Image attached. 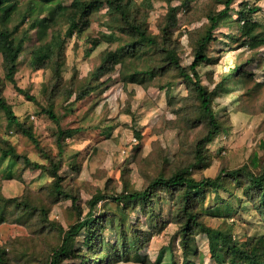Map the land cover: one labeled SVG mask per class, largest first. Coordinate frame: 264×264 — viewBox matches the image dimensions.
<instances>
[{"label":"rangeland","instance_id":"obj_1","mask_svg":"<svg viewBox=\"0 0 264 264\" xmlns=\"http://www.w3.org/2000/svg\"><path fill=\"white\" fill-rule=\"evenodd\" d=\"M74 1L86 0H61L67 9L60 15L55 27L56 33L66 39L63 79L58 86L54 87L56 79L53 77V62H47L46 66L39 69L31 64L33 47L40 42L37 40V29L32 28L31 24L37 18L49 16L59 0L52 3H44L42 0H18L17 8L9 22L10 28L19 26L17 39L31 35L17 60L15 78L17 85L35 99H28L5 77L6 69L1 55L0 79L5 81V97L17 114L34 124V130L43 145L57 150V123L43 112V107H47L52 100L62 127L77 129L73 136L67 139L63 151L66 164L61 173L66 176L64 182L74 181L75 185L79 186L82 196L79 202L84 206L86 213L89 210L87 200L97 188L104 192H120L126 177L134 188L145 186L147 175L155 171L151 162L162 148L168 154L170 162L178 158L182 145L179 111L189 88L176 70L160 69L168 61L164 51L166 48H163V35L168 33L169 39L176 45L181 62L188 66L193 58L196 40L209 23L208 12L220 10L224 3L219 0H132L131 16L128 18H139L149 34L155 36L159 43L137 44L136 52L129 49L125 57H120L115 63L113 70L100 75V78L92 83L96 84V89L79 97V92L92 80L106 54L121 49L138 36L133 31L122 29L128 25L122 21L120 13H111L107 3L101 9L93 11L90 26L82 35L73 33L71 37L67 36L69 17L76 10H80L79 7L73 6ZM239 1L241 0H238L235 6ZM126 2L127 0H124V3ZM251 2L261 7L254 16V19L262 23L257 30L259 44L243 46L240 43H232L228 36L236 34L239 25L236 20L230 21L217 29L218 39L207 51L209 60L199 67L204 82L210 88L217 86L218 94L214 107L221 114H229L231 129L228 134H220L208 143L212 161L208 167L195 170L196 176H215L223 166L236 168L247 163L254 167V158L264 156V0ZM173 8L175 20L170 19V10ZM233 17L236 18V15L233 14ZM169 20L172 25L168 27ZM93 39H99L97 45L91 42ZM33 43L35 44L32 45ZM239 65L241 68L232 73ZM146 69H154L156 75L145 84L127 81L133 72ZM224 82V86L219 85ZM15 128L0 109V147L4 144L3 139L8 138L19 152L44 162L45 159L34 142ZM136 131H139L141 138L137 136ZM196 131L190 132L187 143L194 138ZM1 158L0 149L1 194L18 195L24 191L25 186L37 190L51 180L41 169L24 168L22 163H16L14 166L10 158ZM70 163H80L79 171L73 170ZM10 170L14 175L7 178ZM222 194L228 195L224 191ZM233 201L239 206V212L234 217L225 220L223 217L208 216V223L231 230L234 237L240 241L264 231L258 214L254 213L251 203L245 197L242 201L238 202L236 198H233ZM101 203L99 202V207ZM169 205L165 211L166 216ZM76 217L77 213L70 199L58 202L51 211V218L59 220L66 227L75 221ZM25 235L36 239L37 246L57 240L51 234L37 239L21 224L0 223V244L15 236ZM181 238L178 225L169 222L164 231L150 239L148 247L144 248L141 254L143 258L148 257V264H171L173 260L181 262L184 255ZM195 238L198 252L193 258L196 264H218L211 256L206 234L199 233ZM30 245L35 244L30 242ZM18 264L38 262L19 261ZM118 264L142 263L120 261Z\"/></svg>","mask_w":264,"mask_h":264},{"label":"trees","instance_id":"obj_2","mask_svg":"<svg viewBox=\"0 0 264 264\" xmlns=\"http://www.w3.org/2000/svg\"><path fill=\"white\" fill-rule=\"evenodd\" d=\"M42 1L52 3L57 0ZM219 1L223 2L224 6L220 10L208 12L209 23L196 40L193 58L188 66L181 62L176 45L169 39L168 33L163 35V48H166L164 51L167 53L168 61L160 69L176 70L189 88L179 111L182 145L178 158L170 162L168 154L162 148L151 162L155 171L147 175L145 186L134 188L126 177L120 192H104L97 188L87 200L89 210L86 213L84 206L79 202L82 198L79 186H76L74 181L64 182L66 176L61 173L66 164L63 151L67 139L72 137L77 129L62 127L52 100L47 107H43V112L57 123L55 136L57 150L43 145L34 130V124L17 114L5 97V81L0 79V109L8 121L15 125L17 132L34 142L45 161L32 159L28 154L19 152L8 138L3 139L4 144L0 147L1 159L10 158L14 166L16 163H22L24 168L41 169L51 177L50 181L37 190L25 186L24 191L18 195L6 196L0 193V223L24 225L37 239L45 234L57 238L55 242L41 243L42 246H37V240L29 235L10 238L6 243L0 244L1 264H18L19 261L24 263L37 261L38 264L65 262L118 264L120 261H136L148 264L150 260L148 257L143 258L141 251L148 247L150 239L155 234L167 228L169 222L178 225V233L182 236L181 244L184 248L183 260L181 262L173 260L171 264H196L193 255H197L198 252L195 237L199 233H204L208 237L211 256L218 264H264V231L240 241L234 237L231 230L213 226L206 220L208 216L223 217L225 220L234 217L239 212V206L235 205L233 198L239 202L245 197L264 226V156L254 158V167L245 163L236 168L223 166L215 176L195 175V170L208 167L212 161L208 143L220 134H228L231 129L229 114H221L214 107V100L218 94L217 86L210 88L204 82L199 69L203 62L209 60L207 51L218 39L216 31L221 25L236 20L239 25L238 32L228 36L232 43L254 46L260 42L257 41V30L262 23L254 19V16L261 7L251 0H241L237 6L235 4L238 0ZM106 3L110 6L111 13H120L122 21L128 25L122 29L133 31L138 37L121 49L106 54L94 72L92 80L79 92V97L96 89V84L92 83L97 81L100 75L113 70L115 63L120 57H125L129 49L136 52L137 44L159 43L155 36L149 34L147 27L143 26L139 18L134 20L128 18L131 16L132 0H127L126 3L124 0L74 1L73 6L79 7L80 10H76L69 17L66 35L69 37L73 33L82 35L90 26L93 11L101 9ZM17 5L18 0H0V55L4 59L5 77L28 99H35L28 91L17 85L15 78L17 60L27 46V39L31 37L27 34L17 39L16 32L19 26L9 27ZM66 9L59 0L49 16L37 18L31 24L32 28L37 29V40L40 41L32 44L35 45L31 64L39 69L46 66L47 62H53L55 64L53 77L56 79L54 87L63 79L62 65L66 59V39L56 33L55 27ZM174 9L170 10L171 20H175ZM170 25L172 24L169 20L168 27ZM168 27L165 29L167 32ZM98 41L99 39L91 40L95 45ZM240 68L241 65L237 66L232 73H236ZM155 75L154 69L138 70L133 72L127 81L145 84ZM225 83L219 85L224 86ZM51 93L54 95V90ZM192 130L197 131L194 138L187 143ZM136 134L141 138L139 131H136ZM186 143L187 146L184 147ZM69 165L73 170L79 171L80 163ZM13 175L14 172L11 171L7 178ZM222 191L228 195H223ZM68 199L72 201L77 217L66 227L59 220L51 218V211L55 204ZM99 202H102L100 207ZM167 205L168 216L165 214ZM30 242L35 245L31 246Z\"/></svg>","mask_w":264,"mask_h":264}]
</instances>
